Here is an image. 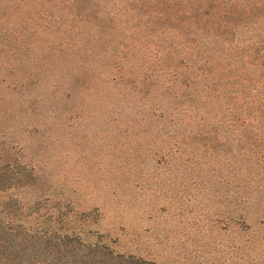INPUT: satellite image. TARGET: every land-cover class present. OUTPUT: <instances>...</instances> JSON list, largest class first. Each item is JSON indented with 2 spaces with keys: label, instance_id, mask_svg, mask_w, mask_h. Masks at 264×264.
Wrapping results in <instances>:
<instances>
[{
  "label": "rangeland",
  "instance_id": "1",
  "mask_svg": "<svg viewBox=\"0 0 264 264\" xmlns=\"http://www.w3.org/2000/svg\"><path fill=\"white\" fill-rule=\"evenodd\" d=\"M8 5L0 0V164L31 178L8 193L151 264H264V231L248 244L229 222L225 167L197 164L149 99L114 82V56L121 44L142 55L141 32L95 3L80 21L63 13L43 25L33 8L17 17Z\"/></svg>",
  "mask_w": 264,
  "mask_h": 264
},
{
  "label": "trees",
  "instance_id": "2",
  "mask_svg": "<svg viewBox=\"0 0 264 264\" xmlns=\"http://www.w3.org/2000/svg\"><path fill=\"white\" fill-rule=\"evenodd\" d=\"M94 3L143 37L142 55L121 44L114 82L149 99L160 127L180 134L197 164L225 167L229 222L253 243L250 236L264 231V0H9L8 7H17V17L33 8L43 25L63 13L80 21ZM5 164L0 264H151L115 252L103 235L73 228L63 215L40 218L37 201L24 206L8 193L30 187L31 178Z\"/></svg>",
  "mask_w": 264,
  "mask_h": 264
}]
</instances>
